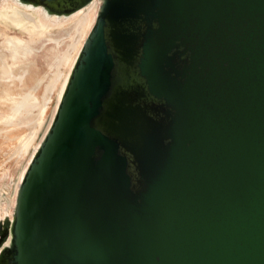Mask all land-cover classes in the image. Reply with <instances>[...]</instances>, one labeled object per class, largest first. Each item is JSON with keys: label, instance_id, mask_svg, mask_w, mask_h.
Instances as JSON below:
<instances>
[{"label": "water", "instance_id": "water-1", "mask_svg": "<svg viewBox=\"0 0 264 264\" xmlns=\"http://www.w3.org/2000/svg\"><path fill=\"white\" fill-rule=\"evenodd\" d=\"M2 253L264 264V0H100Z\"/></svg>", "mask_w": 264, "mask_h": 264}, {"label": "bare ground", "instance_id": "bare-ground-1", "mask_svg": "<svg viewBox=\"0 0 264 264\" xmlns=\"http://www.w3.org/2000/svg\"><path fill=\"white\" fill-rule=\"evenodd\" d=\"M100 0H91L70 14H56L42 5L24 0H0V102L19 114L31 116L29 129L16 134L0 127V144L9 141L12 150L1 164L0 225L13 222L16 197L3 199L1 191L10 178L9 159L27 157L18 173L17 191L37 154V133L53 97L50 128L69 79L95 23ZM43 60L48 71L29 84V76ZM48 131H46L47 134ZM45 134V135H46ZM3 159V158H2ZM8 243V242H7Z\"/></svg>", "mask_w": 264, "mask_h": 264}, {"label": "rangeland", "instance_id": "rangeland-1", "mask_svg": "<svg viewBox=\"0 0 264 264\" xmlns=\"http://www.w3.org/2000/svg\"><path fill=\"white\" fill-rule=\"evenodd\" d=\"M48 71V67L43 60H38V67L32 70L29 76V84L32 82H36L38 77L45 74ZM55 104V98L53 97V101L50 104V107L45 115V120L42 126L40 127L36 143H39L45 138L46 131H48V125L51 119L52 111ZM11 105H6L0 102V127H6L12 132L16 134H22L29 129V121H31V116L29 115H22L18 112L13 111L10 109ZM1 141V139H0ZM12 150V145L9 144V141H5V143L0 144V164L7 159V155ZM28 156L21 158L19 162H15L13 159H9L6 166H10V178L5 180V184L8 186H4L3 190L1 191V195L3 199H13L16 197L17 191V184L18 181V173L21 171V168L25 165ZM3 158V159H2ZM1 173V167H0ZM1 185V179H0Z\"/></svg>", "mask_w": 264, "mask_h": 264}, {"label": "flooded vegetation", "instance_id": "flooded-vegetation-1", "mask_svg": "<svg viewBox=\"0 0 264 264\" xmlns=\"http://www.w3.org/2000/svg\"><path fill=\"white\" fill-rule=\"evenodd\" d=\"M64 96V95H63ZM63 98V97H62ZM62 100V99H61ZM61 102V101H60ZM60 105V104H59ZM59 108V107H58ZM57 112H58V110H57ZM57 112H56V115H55V118H54V120H53V122H52V124H51V126H50V128L52 127V125H53V123H54V121H55V119H56V116H57ZM50 128H49V130H50ZM48 130V131H49ZM7 258H8V255L6 254V253H2V256H1V259H0V264H6L7 262Z\"/></svg>", "mask_w": 264, "mask_h": 264}]
</instances>
